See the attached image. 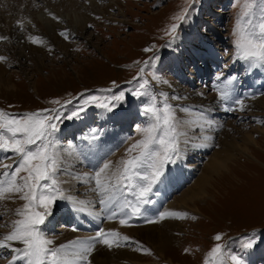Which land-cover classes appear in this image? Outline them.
Masks as SVG:
<instances>
[{"label": "rangeland", "instance_id": "374dc122", "mask_svg": "<svg viewBox=\"0 0 264 264\" xmlns=\"http://www.w3.org/2000/svg\"><path fill=\"white\" fill-rule=\"evenodd\" d=\"M28 1H24L18 7L19 9L10 4L14 7L11 11L6 7L3 9L4 7L0 5V16L6 19L5 21L8 20L6 24L14 20L12 29L17 34H22V30L25 29L30 36L33 33L34 36L45 38V31L40 34L32 32L37 29L35 25L30 24L27 28L24 26L23 29L16 26V21L19 20L24 22L23 25L27 24L28 18H32L33 15L38 18V15L43 16L47 12L57 15L59 18L56 21H59L73 11L79 15L91 12L102 13L95 14L93 22L86 24L82 32L76 34L69 32L73 24L67 20L63 22L62 27L67 28L63 32L69 38L65 39L60 35L61 32L56 31L58 38L63 41L62 45L65 44L63 48L60 41L39 47L40 43L33 44L29 39L18 42L10 41L8 44L0 40V56L6 58L0 61V65L3 66V72H0L2 73L0 76V110L16 118H22L29 113L55 115L58 112L61 115L60 121H53L57 124V131L49 139L55 143V148L52 150L57 153L60 161L61 170L57 173V179L61 181L59 186L63 189V179H68L69 183L74 184L72 186L74 190L69 187L74 192L69 189L65 191L66 196H69L71 192V197H73L71 201L76 203L84 198L90 200L96 196L98 192L94 191L95 185L89 181L84 182L83 176L92 178L103 163L108 161H111L113 167L107 172L111 174L116 170L120 162L128 157L127 150L130 146L143 138L141 129L154 123L151 114H146L144 109L151 106L153 102L157 107H162L165 102L164 96L161 95L163 93L167 96L166 102L175 110L177 119L182 122L181 130L186 132L187 136L181 137L180 156L174 158V163L165 165L163 175L154 184L148 196L150 203L142 206V212L145 209L149 215L152 214L150 218H148L149 215L146 217L147 221L166 220L169 223L179 225L188 223V225L196 226L201 217L197 208L204 213V218L208 221L201 227V232H197L198 229L194 227L189 228L186 233L183 229L185 234L178 230L179 225H172L173 234L182 239L181 244L178 246L177 243L176 248L174 247L164 257H161L151 245L155 242L150 237L143 236L144 232L139 234L136 231V228H141L146 224L142 222L144 218L141 217L142 215L133 216L128 225L120 223L114 226L116 229H111L105 225L107 223L111 225L115 217L109 219V216L105 214L101 216L96 231L85 232L80 228V219L76 213L81 208L77 207L78 205L76 208L73 206L69 208L67 204L71 201L60 199L53 207V214L40 226L45 237L53 241L50 247H56V243L68 242L72 239L83 241L84 238L94 237L96 232L103 228L118 232L121 236H128L131 241H122L123 246L121 247L106 248V254L109 257L113 260L116 254L136 257L134 261L124 258L117 259L114 264H205L206 259L210 260L208 253L218 243L225 247L226 253L240 255L244 264H264V159L260 158L264 156V135H260L264 132V118L262 116L249 117L244 108L235 112L234 109L238 104H231L225 105L224 108L233 109L232 116H228L227 112L223 114L224 111L211 115L212 125L207 124L200 128L196 125L195 118L200 120L205 112L209 114V111L204 107H199L183 112L180 109L184 107L178 105L184 101L185 97L182 93L198 90H205L208 96L214 95L219 100L221 92L227 91L231 84H236L239 92H252L249 96H247L249 93L244 94L246 98L241 101L245 103L257 97L264 98V92H260L264 88L259 87L264 78V64L251 68L248 62L236 59L237 50L233 43L235 39L233 29L236 18L243 9L244 0H194L191 7H189L190 0H96V6H91L86 0H64L73 2V9L60 5V0H31L30 3ZM32 1L33 4H31ZM111 6L113 9L109 10ZM185 8H189L188 19L180 24L174 39L166 33L173 23H178L174 17ZM254 12L256 13L255 19H258L259 8H254ZM21 14L23 15L20 17ZM145 48H151L152 51L145 52ZM203 58L208 63L205 69L207 71L209 69V73L203 80H199L198 72L195 70L199 66L203 72V64L198 61L202 59L203 62ZM146 61H148L147 64H145ZM188 61L190 62L187 63ZM141 68L144 69L142 73ZM192 72L196 74L193 75ZM218 76L220 79H217ZM232 76L239 81L235 79L229 83ZM145 81H147L146 84ZM254 81L261 82L251 86ZM223 83H227V87L218 89ZM141 84H144L143 88L140 87ZM170 84L177 86L172 89L176 91V94L167 91ZM106 89L110 91H104ZM121 92L124 93L122 101L111 99ZM134 92L139 94L133 95ZM91 97H96V99L91 100ZM172 97H180V99ZM53 101H59V103H53ZM102 104H107L108 108L100 107ZM81 108L84 111L80 113V118L63 119L64 116L70 115L73 111H79ZM190 121L194 123L189 124ZM187 123L189 126L185 125ZM92 129L97 131L93 133ZM108 133L114 139V144L111 145L108 153L106 152L101 157L98 168L91 169L85 160L77 159L72 150L66 152L68 156L65 155V158L60 159L62 158L59 156L61 152L70 146H76L89 140L92 142L93 135L97 137L95 141H100ZM223 133L228 136L229 144H227L232 146L231 151L235 153L233 162L229 166L234 163L233 165L236 164L237 169L239 168V171H236L238 179L236 183L235 179L233 180V185H241L238 188L240 193L237 197L235 195L229 197L227 194L231 189L229 185L223 190L214 189L220 187L223 181H219L221 178H215V180L214 176H211L213 178H210V182L214 180L211 182L214 188L210 189V196L206 198L207 194H202L198 200L203 199L204 201L197 202L195 206L185 201L186 208H182L180 204L188 199V193L197 190V183L208 176L204 175L203 171L207 170L215 158H223L226 154L224 149L217 146L218 140L225 138ZM247 136L253 139L251 143L257 145L251 144L249 150L243 152L242 147L245 145L244 139ZM185 139L188 143H184ZM105 141L100 145L110 142L108 138ZM247 153L250 155H246ZM112 157L114 160H111ZM14 158L16 161L12 163ZM19 159L11 151L0 150V180L9 179L2 173L4 171L11 173ZM5 164L12 165V167L5 169L3 168ZM250 164H254L256 168L251 169L247 166ZM172 170L177 172L176 179L164 181L170 179L166 172ZM73 177L77 179L73 180ZM167 185L173 190L162 189L167 197L164 205V198L159 187ZM256 193H259L263 199L255 196ZM124 194L128 199L134 200V197L128 195L126 190ZM213 196L219 199L218 203L212 202ZM157 198L159 203L155 206L154 201ZM97 200L95 198V201L89 204L91 210H96V213L102 210ZM23 203L24 201L19 199L0 202V225H7V227H0V237L10 231L11 222L19 218L15 215V210ZM113 210L111 208L109 215ZM127 210L125 209L126 212H130V209ZM166 211L187 215L184 218L170 216L159 219V214ZM157 227L153 226L149 230ZM130 230H134L131 232L134 236L130 234ZM77 233H81L80 236ZM217 234L222 236L220 241L214 239ZM253 235L256 243L252 248L245 249L243 244ZM140 244L148 248L151 254L136 251L135 249ZM68 251L71 252L72 249ZM98 254L94 251L91 256L99 259ZM13 255H19V253H13L10 249H0V264H8ZM129 259L133 260V257ZM226 264H230L227 257Z\"/></svg>", "mask_w": 264, "mask_h": 264}, {"label": "snow or ice", "instance_id": "6c2138e0", "mask_svg": "<svg viewBox=\"0 0 264 264\" xmlns=\"http://www.w3.org/2000/svg\"><path fill=\"white\" fill-rule=\"evenodd\" d=\"M193 2L194 0H190L189 7ZM257 7L260 16L255 19L254 8ZM188 16L189 8H185L174 17L178 23H173L166 34L175 39L180 24L186 22ZM17 23L23 29V22L17 21ZM60 35L65 39L69 38L65 32H61ZM233 36L235 37L233 43L237 50L236 59L248 62L252 67L264 64V0H259V2L244 0L243 9L234 24ZM2 39H7V37H0V40ZM28 39L33 44L42 43L37 36H29ZM144 51L150 52L152 49L145 48ZM5 59L0 56V61ZM147 63L148 61L145 62ZM143 71L144 69L141 68L140 72ZM217 79L220 77L218 76ZM235 79L236 77L232 76L228 82L231 83ZM144 83L146 84L147 81ZM140 87L143 88L144 84ZM104 91H110V89ZM138 94L133 93V95ZM161 95L165 99L162 107H157L153 102L151 106L144 109L146 114H151L154 123L141 129L143 138L130 146L127 150L128 157L123 159L111 174L107 173V170L111 168V161L103 163V166L92 177L95 182L94 191L101 195L99 203L107 206L115 204L125 217L120 220L122 225H128L133 216L142 215V206L150 203L148 196L153 185L160 180L165 165L174 163V158L180 156L181 137L187 136V133L181 130L182 122L177 119L172 105L166 102V94L161 93ZM172 98L180 99V97ZM228 98L229 93L222 91L220 99ZM95 99L96 97H91V100ZM111 99L122 101L124 93L121 92ZM53 103H59V101H53ZM235 103L243 107V101L237 99ZM100 107L108 108V105L102 104ZM83 111V108L73 111L63 119L80 118V113ZM180 111L188 112L189 109L183 108ZM61 119L58 112L55 115L29 113L22 118H16L0 110V150L11 151L20 158L11 173L7 171L2 173L9 179L0 180V202L14 199L24 201L23 205L15 210V215L19 218L13 220L10 231L0 237V249H12L13 253H19V255H13L8 264H15L17 260H23L24 264H78V262L92 264L89 257L96 250L97 244L111 249L123 246L122 241L131 242L128 236H121L115 231L106 232L101 228L94 237H89L87 241H70L68 244L50 247L53 241L45 237L40 226L53 214V207L57 200L71 201L73 199L71 196H66L59 186L61 181L57 179V173L61 170L60 161L57 153L52 150L55 148V143L49 139L57 131V124L53 121ZM96 131L92 129L93 133ZM96 138L95 135L92 136L93 140ZM184 143H188L187 139ZM11 167L12 165H3L5 169ZM63 183H68V181H63ZM125 190L128 195L134 197V200L127 198L124 194ZM116 193H119L122 199ZM104 194H108L107 199L104 198ZM125 209H130V212H126ZM78 210L83 211L84 209ZM116 215L117 212L113 210L108 218L112 219ZM186 215L166 211L159 214V219L170 216L184 218ZM148 222L157 221L149 220ZM0 227H7V225H0ZM214 239L220 241L222 236L217 234ZM14 243H19L23 247L15 248ZM133 243L138 244L139 242ZM255 243L253 235L247 239L243 247L250 249ZM69 249H72L71 253ZM135 250L151 254L150 250L142 244ZM208 257L210 260L206 259L205 264H226V257L230 264H244L240 255L226 253L225 247L219 243L210 250Z\"/></svg>", "mask_w": 264, "mask_h": 264}, {"label": "bare ground", "instance_id": "6f19581e", "mask_svg": "<svg viewBox=\"0 0 264 264\" xmlns=\"http://www.w3.org/2000/svg\"><path fill=\"white\" fill-rule=\"evenodd\" d=\"M24 1H26V0H0V5L2 6V7H4L3 9H5V7L8 9V10H13V8L14 7H12L13 5H15V6H17V8L18 7H20L21 6V4L24 2ZM29 1H31V0H29ZM28 1V2H29ZM42 1V0H41ZM59 1V0H58ZM86 1H89L90 2V5L91 6H96V0H86ZM28 2H27V4H28ZM30 3V2H29ZM10 4H13L12 6H10ZM31 4H33V1H32V3ZM60 5H63V6H67V7H69V8H71V9H73L74 8V4H73V2H66V1H64V0H60ZM112 5V4H111ZM29 6H31L30 4H29ZM33 6V5H32ZM35 6V5H34ZM113 6H117V4H113ZM113 6H111V7H109L108 9L110 10V9H113ZM1 8V7H0ZM17 8H15V9H17ZM93 8V7H92ZM19 9V8H18ZM18 9H17V11H18ZM26 9V8H25ZM27 10H29V9H27ZM15 11V10H14ZM21 11V10H20ZM26 11V10H25ZM24 11V12H25ZM16 12V11H15ZM22 12V11H21ZM20 12V13H21ZM12 13V12H11ZM18 13V12H17ZM16 13V14H17ZM19 13V14H20ZM24 14V13H23ZM23 14H21L20 15V17L23 15ZM26 14V13H25ZM95 14L96 15H98V14H102L101 12L100 13H95V12H91L90 14H88V13H82L81 15H79V13H77V12H71L68 16H64V18L63 19H59V21H56V19H58L59 17L56 15H54V14H51V13H47L46 12V14H44L43 16H41V15H38V18H36V17H34V15H33V17L32 18H28V21H26V23L27 24H25L24 26H26V28L28 27L27 25H35L36 26V28L37 29H35L34 31H32V32H36V33H43V31H45L44 33V35H45V38H40V39H42L41 41H42V43H40L39 44V47H44V46H46V45H49V43H51V42H59L60 44H61V46H62V48H63V46L65 45V44H63L62 45V42L63 41H61L59 38H58V36L56 35V33L57 32H63V31H65V30H67V28H65V27H62L63 26V22H66V20L68 21V22H70L71 24H73L72 25V27H70L69 29V32L70 31H72L74 34H76V33H78V32H82V30L85 28V25L86 24H89L91 21L93 22V18L95 17ZM1 15V14H0ZM6 15H7V13H6ZM13 15V14H12ZM11 15V16H12ZM4 16V15H3ZM16 16V15H15ZM19 16V15H18ZM29 16V15H28ZM27 16V17H28ZM40 16V17H39ZM25 17V16H24ZM23 17V18H24ZM26 17V18H27ZM29 17H31V16H29ZM53 17H56V19H53ZM13 18H14V16H13ZM13 18H11V20L13 19ZM25 18V19H26ZM6 20V19H5ZM4 19H2V17L0 16V37H7V39H2V40H4L5 42H7V44L8 43H10V41H20V40H27L28 39V37L30 36V34L29 33H26V30L25 29H23L22 30V34H17V32L15 31V30H13L12 29V25L14 24L13 23V21L12 22H10V23H7L6 24V22L8 21H5ZM18 20V19H17ZM20 21V20H19ZM23 22V21H22ZM16 23H17V21H16ZM15 23V24H16ZM24 23V22H23ZM18 25V23L16 24V26ZM18 27H19V29H21V27L18 25ZM16 28V27H15ZM24 28V27H23ZM18 29V28H17ZM29 29V28H28ZM41 29H42V32H41ZM57 29V30H56ZM18 31V30H17ZM21 31V30H20ZM30 32H31V30H29ZM28 31V32H29ZM57 31V32H56ZM23 35V36H22ZM32 35L34 36V34L32 33ZM31 35V36H32ZM41 35H43V34H41ZM44 40V41H43ZM20 44V43H19ZM69 46H71V45H69ZM6 50V49H5ZM10 50H11V48H10ZM37 50V49H36ZM41 50V49H40ZM37 51H39V50H37ZM213 60V59H212ZM214 60H216V59H214ZM198 61H200L201 62V64H203V66L202 67H204L203 68V72H201V70H200V68L201 67H199V66H197V69L195 70L196 72H198V76H199V80H203L205 77H206V75L209 73V69H208V71H207V69H205V67H208V63H207V61L203 58V62H202V59L201 60H198ZM190 61H188L187 63H189ZM41 64V63H40ZM195 65V64H194ZM0 70H2V71H0V72H3V66L2 65H0ZM196 72H192V74L194 75V74H196ZM2 75V73H0V76ZM236 81L238 82L239 81V79H237L236 78ZM262 81V80H261ZM261 81H258V82H261ZM258 82H252L251 83V86H253L255 83H258ZM227 83H223L222 84V87L221 88H219L218 87V89H225L227 86ZM175 87H177V86H172L171 84H170V86L169 87H167V91H169V92H174V94H176V91L175 90H172L173 88H175ZM259 87H261V88H264V78H263V82L262 83H260L259 84ZM213 89V88H212ZM227 92L229 93V98L228 99H226V100H221L220 98H219V100H218V98H216L214 95H207L206 93V91L205 90H198V91H195V92H185V93H182L183 94V96L185 97L184 98V101H182L181 103H178V105H182V107H184V108H187V109H197V108H199V107H204L207 111H209V114H207L206 112H205V115L203 116V117H201L200 118V120H197L196 118H195V121H196V125L198 126V127H205L207 124H210V125H212L211 124V115H217V114H219V113H221V112H223V114L225 113V112H227V115L229 116H232V114H231V111L233 110V109H230V108H228V109H225L224 108V106L225 105H237L236 103H235V101L237 100V99H239V100H242L243 98H244V94H248L247 96H249L251 93H250V91L248 92V91H246V92H239V90L237 89V85L235 84V85H233V84H231L230 85V87H228V90H227ZM260 92H264V90H260ZM241 93V94H240ZM246 98V97H245ZM244 98V99H245ZM244 102V101H243ZM248 104V105H247ZM236 107V106H235ZM231 108H233V107H231ZM241 108H244L245 109V112L247 111L248 112V116L249 117H251V116H262L263 118H264V98H261V97H257V98H255V99H253V100H251V101H249V102H247V103H243V107H241L240 105H238L237 107H236V109H234V111L235 112H239V110L241 109ZM230 112V113H229ZM221 115V114H220ZM201 116V115H200ZM188 121V120H187ZM185 123H186V121H184ZM184 122H183V125H184ZM190 123H194V122H192V121H190L189 122V124ZM185 125H187V126H189L188 125V123L187 124H185ZM191 128V127H190ZM186 130V129H185ZM201 130V129H200ZM233 128H232V132H233ZM105 134H106V132H105ZM225 133H223V136L225 137H222V138H224V139H221V140H218V143H217V146H219V148H222V149H224L225 150V155H223V158H215L210 164H209V166L207 167V170L206 171H203V174L204 175H208L206 178L204 177L203 179H201L198 183H197V190H195V191H191V192H189L188 193V199H186V200H184V202L182 203V204H180V206L182 207V208H184L185 207V204H187L186 202H191V203H193V205L195 206V204L197 203V202H201L202 200H198L200 197H201V195L203 194V195H205V194H207L206 196V198H208L209 196H210V194H209V192H210V189L211 188H214V186L212 185V181H214V180H212L211 182H210V178H213V177H211V176H214V178L213 179H215V178H221L219 181H223V182H221L222 184H221V186L223 187H217V188H214V189H217V190H223L224 189V187H228V185L229 186H231L230 188V190L227 192V194L229 195V197H231V196H236L237 197V195L240 193V191H238V188L241 186V185H239V186H236V185H233V180L235 181V183H236V180L238 179L237 178V176H236V171H239L238 169H237V166H236V164L235 165H231V166H229L230 165V163L231 162H233V157H234V155H235V153H234V151H231V145H228L229 143V141L227 140V138H228V136L227 135H224ZM260 135H264V132L263 133H261ZM106 138H108L109 140H110V142L109 143H105V145H100V143L102 144V142H104L105 140H106ZM58 139H60V137H58ZM248 139V140H247ZM117 141V140H116ZM233 141V140H232ZM253 141V139H251V137H249V136H247L245 139H244V146L242 147V150H244L243 152H247L248 150H249V147H250V145L251 144H254L255 146L257 145L256 143H251ZM106 142V141H105ZM228 143V144H227ZM114 144V139L112 138V136L108 133L107 134V136H104V137H102L101 138V140L100 141H95V140H93L92 142H90V140L88 141V142H84V143H79L78 145H72V146H70L67 150H63L61 153V155H59L60 157H62V158H60L61 160L63 159V158H65L64 156L66 155V156H68V153H66L67 151H70V150H72V153H73V155H75L76 157H77V159H79V160H85L86 161V164H89V167L91 168V169H93V168H98V166L97 165H99V163L101 162V157H103L105 154H106V152L108 153V151H109V149L112 147L111 145H113ZM239 146V145H238ZM115 147V146H114ZM218 148V147H217ZM234 148H235V145H234ZM246 155H250V153L248 154H246ZM258 156H260V155H258ZM254 157V156H253ZM248 158V157H247ZM260 158H262V159H264V156L262 155V156H260ZM111 160H114V157H112L111 158ZM256 160V159H255ZM15 161H16V159L14 158L13 159V161H12V163H15ZM115 162V161H114ZM113 162V163H114ZM85 164V165H86ZM247 164V163H246ZM251 165V164H250ZM247 165V166H249V167H251V169H254V168H256V166L253 164V165ZM87 166V165H86ZM246 166V165H245ZM111 167H113V166H111ZM1 170V169H0ZM241 172V171H240ZM245 172V171H244ZM243 172V173H244ZM108 173V172H107ZM167 173V176L169 175L170 176V179H166V180H164V181H170V180H174V179H176V176H177V172L175 171V170H172L171 172L170 171H168V172H166ZM242 173V172H241ZM108 174H110V173H108ZM233 176V177H232ZM231 178V179H230ZM83 181L84 182H90V183H92L93 185H95V182H94V180L92 179V178H88V176H83ZM242 179V178H241ZM72 180V179H71ZM74 180V179H73ZM216 180V179H215ZM63 181H68V179H63ZM63 181H62V186H63V190H64V193H65V195H67L66 193L67 192H65V191H69V187H71L72 189L74 188V187H72L74 184H71V183H63ZM70 181V180H69ZM71 182V181H70ZM181 182V181H180ZM218 182V181H217ZM239 183H240V181H239ZM215 184V183H214ZM231 184V185H230ZM71 185V186H70ZM261 185V184H260ZM163 188H168V190L170 191V190H173V188H171V186L169 187V185H167V186H162L161 188L159 187V189H160V192L162 193V195H163V198H164V205H165V203H166V200H167V197L165 196V192L162 190ZM72 189H70L71 190V192H74ZM169 191H166V192H169ZM216 191V190H215ZM71 192L69 193V196H71L72 194H71ZM223 193V192H222ZM219 194H221V193H219ZM93 195H95V194H93ZM116 195L118 196V197H120V194L119 193H116ZM214 195V194H213ZM222 195V194H221ZM255 196H258L260 199H263V198H261L260 197V194L259 193H256V194H254ZM156 196V195H155ZM107 197H108V194H104V198L105 199H107ZM73 198V197H72ZM95 198L96 199H98L99 201H100V199H101V195L99 194V193H97L96 194V196L93 198V199H90V200H88V199H86V198H84V199H82V201H80V202H83V203H76V202H73V201H71L70 203L68 202V204H67V207H69V208H71V206H73V207H75L76 208V206L77 207H79V208H83L84 210L83 211H77L76 213H77V217H78V219H80V223H81V225H80V228L81 229H83L82 231H85V232H93V230L94 231H96V229L98 228V223H99V221H100V219H101V216L103 217L105 214L107 215V216H110L109 215V213H110V210H111V208H113L116 212H118V214L115 216V220L113 221V223L110 225V224H106L105 225V227H108V228H113V229H116L114 226L115 225H119L120 224V220L122 219V218H125L124 217V215L122 214V215H120L121 213L119 212V209H118V207L115 205V204H113V205H111V206H107V205H99V207L100 208H102V210L100 209V210H98L99 212H97L96 213V210H91V207L89 206V204H92L93 203V201H95ZM121 199H122V197H120ZM206 198H204V199H206ZM252 198V197H251ZM212 202L214 203L215 202V204L216 203H218L219 202V199L217 198V197H212ZM97 200V201H98ZM98 201V202H99ZM186 201V202H185ZM204 201V200H203ZM97 202V203H98ZM76 203V204H75ZM159 203V199L157 198L155 201H154V204H155V206L157 205ZM209 203V202H208ZM211 204V203H210ZM92 206V205H91ZM147 206V205H146ZM151 206V205H150ZM148 207H149V205H148ZM186 208V207H185ZM56 210H60V209H56ZM70 210H74V209H70ZM77 210V209H76ZM127 210V209H126ZM196 210H197V212H199L198 214H199V216H201L199 219H198V221H197V223H196V226L195 225H188V223L186 224V223H183V224H175V223H169L168 221H166V220H162V221H158V222H153V223H147L148 221L146 220V217L149 215V212H145L146 210L145 209H143V212H142V216L141 217H144L143 218V223L145 224V226H143V227H141V228H136V231H138V233L140 234V232H144V235L143 236H146V237H150V239L151 240H153L155 243L153 244H151L155 249H156V253L158 254V255H160L161 257H164L165 255H166V253L167 252H170L172 249H174V247L177 245V243H178V246H179V244H181V238H179V237H176L174 234H173V229H172V225H179V228H178V230H181L182 231V234H185L187 231H188V229L190 228V229H192V228H196V229H198L197 230V232H201V227L203 226V224L205 223V224H207V218H204V213H202L200 210H198L197 208H196ZM218 210V209H217ZM55 211V210H54ZM60 211H63V210H60ZM128 211V210H127ZM103 213L102 215L100 214V213ZM155 214V213H154ZM210 214V213H209ZM67 215V214H66ZM150 215H152V214H150ZM148 216V218H150L151 216ZM156 215V214H155ZM208 216V215H207ZM54 217V216H53ZM93 217H95V218H93ZM206 217V216H205ZM75 218V217H74ZM77 219V220H78ZM92 219V220H91ZM91 220V221H90ZM145 220H146V222H145ZM206 220V221H205ZM141 222V223H142ZM153 226H158L157 228H154V229H151V230H149L150 228H152ZM199 227H200V229H199ZM183 229H185V233H184V231H183ZM106 232H109V229H104ZM132 231H134V230H130V234L132 235V236H134L131 232ZM97 233V232H96ZM6 234V233H5ZM79 236H80V234L81 233H77ZM88 234V233H87ZM82 235H83V232H82ZM77 239H79V238H77ZM85 240H83V241H87V239L86 238H84ZM70 241H77V240H74V239H72V240H70ZM70 241H68V242H66V241H64V242H61V243H56L55 244V246L57 247V246H59V245H61V244H68ZM79 241V240H78ZM97 245H99V246H97L96 247V250H95V252H97V253H99L98 255H97V257L99 258V259H96V256L95 257H93V256H90L91 257V261H92V264H114L115 262H117L116 260L117 259H122V258H124V259H126V260H130V261H134V259L136 258L135 256H133V255H118V254H116L115 256H116V258H115V260H113L111 257H109L106 253H107V251H106V246H104V245H101V244H97ZM22 247V245L21 244H19V243H14L13 244V247H15V248H19V247ZM176 248V247H175ZM7 250H9V249H7ZM10 250H12V249H10ZM154 250V249H153ZM155 251V250H154ZM69 253H71V252H69ZM135 255H139V253L137 254V253H135ZM133 257V260H131V259H129V258H132ZM15 264H24V262L22 261V260H17L16 262H15ZM78 264H83V262H78Z\"/></svg>", "mask_w": 264, "mask_h": 264}]
</instances>
